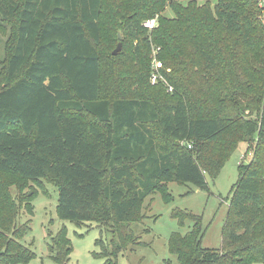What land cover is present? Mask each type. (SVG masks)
Listing matches in <instances>:
<instances>
[{
    "label": "trees",
    "instance_id": "1",
    "mask_svg": "<svg viewBox=\"0 0 264 264\" xmlns=\"http://www.w3.org/2000/svg\"><path fill=\"white\" fill-rule=\"evenodd\" d=\"M156 15L149 33L144 23ZM106 18L133 53L130 65L112 54L104 77ZM1 24H14L15 36L0 89V175L18 183L14 197L0 182V264L34 257L19 241L29 230L18 223L31 212L28 183L57 186L62 220L111 232L113 252L103 255L117 264L118 252L138 244L133 224L144 221L148 198L169 199L173 182L206 190V176L216 179L242 143L253 160L239 168L223 248L202 247L200 218L176 210L193 226L174 233L169 250L177 264H264L261 0H0ZM151 42L173 94L151 84ZM51 251L65 264L68 241L53 239Z\"/></svg>",
    "mask_w": 264,
    "mask_h": 264
},
{
    "label": "rangeland",
    "instance_id": "2",
    "mask_svg": "<svg viewBox=\"0 0 264 264\" xmlns=\"http://www.w3.org/2000/svg\"><path fill=\"white\" fill-rule=\"evenodd\" d=\"M188 1H183L186 4ZM217 0H212V7ZM199 5L205 4V0H198ZM160 15H156L158 18ZM164 16L173 17V12L166 8ZM104 26V34L99 52L105 62L104 77L107 76L113 51L118 46L117 36L120 30L109 24ZM159 20V18H158ZM151 33V32H149ZM122 35V34H121ZM15 36L14 24L0 25V89L4 85V64L9 54ZM123 40V39H122ZM137 43L133 45L136 46ZM161 48L151 42L150 68L155 59H159ZM132 47L130 41L123 40L120 52L122 60L130 57L132 64ZM148 62V61H147ZM162 62V61H161ZM134 62L132 66H135ZM163 64V62H162ZM164 67V64H163ZM132 70V67L129 68ZM168 69L166 73H170ZM129 77V74L126 75ZM165 77V76H164ZM164 85V84H163ZM169 83L164 85L166 93L169 91ZM172 87V86H171ZM105 90L107 88L104 81ZM173 88V87H172ZM248 113L246 114V116ZM253 160V147L242 143L222 168L216 179L206 176L207 189L201 190L192 184L170 183L168 184L167 199L161 193L148 198L144 204L142 223L133 224L139 241L127 249L117 253V264H177V258L169 250V241L174 233L187 234L193 226L191 220L180 224L172 214L176 210L187 212L200 218L202 231V247L221 250L224 246V227L229 215L232 191L240 179V166H247ZM0 182L9 185L13 196H16V178L9 175H0ZM34 192L31 203V212L22 210L18 223L27 224L29 230L20 239V243L34 253V257L18 264H57L53 259L51 247L53 239L64 237L68 241L70 252L67 254L65 264H105V250L113 252V235L111 232L92 222H74L62 220L58 214L59 191L57 186L43 180L38 184L28 183L24 193ZM31 195V192H29ZM105 248V249H104ZM261 264V263H257Z\"/></svg>",
    "mask_w": 264,
    "mask_h": 264
},
{
    "label": "built area",
    "instance_id": "3",
    "mask_svg": "<svg viewBox=\"0 0 264 264\" xmlns=\"http://www.w3.org/2000/svg\"><path fill=\"white\" fill-rule=\"evenodd\" d=\"M261 4L264 6V0H261ZM158 27V18H152L147 20L144 23V28L148 30L149 32H152ZM164 69L163 64L161 61L155 59L153 64H151V77L150 81L152 85H158V84H164L167 85V80L164 77L162 70ZM169 87V91L172 92L173 88L171 86Z\"/></svg>",
    "mask_w": 264,
    "mask_h": 264
},
{
    "label": "water",
    "instance_id": "4",
    "mask_svg": "<svg viewBox=\"0 0 264 264\" xmlns=\"http://www.w3.org/2000/svg\"><path fill=\"white\" fill-rule=\"evenodd\" d=\"M122 39H123L122 35L119 34L118 35L119 44H118L117 48L113 51L114 56L118 55L122 50Z\"/></svg>",
    "mask_w": 264,
    "mask_h": 264
}]
</instances>
